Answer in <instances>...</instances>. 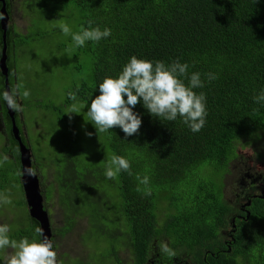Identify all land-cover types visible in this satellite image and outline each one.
<instances>
[{
	"label": "trees",
	"instance_id": "16d2710c",
	"mask_svg": "<svg viewBox=\"0 0 264 264\" xmlns=\"http://www.w3.org/2000/svg\"><path fill=\"white\" fill-rule=\"evenodd\" d=\"M6 1L10 14L6 37L10 88L19 84L15 49L53 35L62 37L58 44V52L65 59L61 69L80 77L66 87L61 106H57L60 112L50 121L51 133L59 134L58 150L44 170L47 173L48 167H53L59 185L42 187V193L51 200L58 190L64 221L60 229L52 228L54 249L79 219L87 218L80 239L95 257L87 264H121V260L148 264L153 260L152 246L161 241L176 252L182 248L191 257L190 264H264V191L249 194L240 207L228 202L225 188L232 165L242 157L239 148L259 143L264 137V103L253 99L264 91V0ZM17 1V9L28 10L27 28L36 26L34 32L23 33L13 23ZM60 22L67 23L73 32L81 27H99L110 29L111 35L78 48L58 27ZM0 33L1 53V25ZM132 56L166 64L179 60L189 65V76L201 74L204 86L194 91L206 95L207 116L199 132H192L179 117L175 121L153 117L141 102L133 109L142 119L137 134L125 136L118 127L97 134L87 107L99 95V84L106 77H118ZM208 73L216 79L209 81ZM29 87L19 89L22 104V93ZM3 91L1 74L0 158L7 155L9 159L0 166V192L9 195L12 204L0 206V216L6 208L25 207L26 218L35 229L41 225L30 215L25 194L23 200L14 201L5 178L8 173L21 177V153ZM69 92H76L84 105L82 135L65 114L74 103ZM35 102L40 104L37 98ZM15 117L26 143L23 123L17 113ZM78 139L89 140L91 150H85ZM113 154L130 161L131 175L122 171L115 180L106 178L105 167ZM31 159L33 163L32 152ZM244 175L248 181L238 179L234 187L244 190L246 185L253 188L261 183L257 175ZM137 176L149 177L148 185L140 184ZM146 189L150 195H145ZM26 218L20 215L22 226L28 227ZM10 228L12 231L13 225ZM228 228L226 238L223 232ZM26 236L25 229L11 235L15 239ZM91 242L96 246L89 247ZM124 251L130 259L122 257ZM158 257L165 264H177L175 257Z\"/></svg>",
	"mask_w": 264,
	"mask_h": 264
},
{
	"label": "clouds",
	"instance_id": "9594fccd",
	"mask_svg": "<svg viewBox=\"0 0 264 264\" xmlns=\"http://www.w3.org/2000/svg\"><path fill=\"white\" fill-rule=\"evenodd\" d=\"M2 18L0 16V19ZM88 24L91 26L92 21L89 20ZM58 27L65 36H71L73 44L78 48L85 46L88 41L99 42L111 35V30L108 28L101 30L99 27H81L80 31L73 32L64 22H60ZM188 68L187 63L182 64L179 60L166 64L163 61L152 62L132 56L118 77H106L99 84V95H96L87 107L89 122L94 125L97 134L118 127L125 136H133L139 132L142 125L141 117L133 109L142 102L143 107L153 117L167 121H175L179 117L192 132H199L206 123V95L203 92L197 94L194 89L202 88L204 82L199 72H193L189 76ZM206 75L209 81L216 79L212 73ZM185 80H188L187 84ZM22 87V84H18L15 88L2 92L3 101L13 111L23 110L17 100L20 95L19 89ZM22 96L24 99L29 98L30 91L24 90ZM68 96L74 103L65 114L71 118V114H79L84 105L77 100L76 92H69ZM253 99L256 103H264V91ZM88 135L92 134L88 133ZM8 159L7 155L0 158V166ZM122 171L132 174L130 161L123 156L111 155L105 167L106 178L115 180ZM25 174L35 176L36 171L31 167L25 168L21 173V181L22 175ZM136 178L142 185L147 186L149 183L147 176ZM40 188L42 193L41 184ZM137 191L140 189L138 188ZM150 194V189H146L145 195ZM42 195L45 208L46 197L43 193ZM11 204L10 196L0 192V206ZM45 210L50 218L47 208ZM50 226L52 229L51 218ZM10 231L8 224H0V253L11 250L4 259V264H59L53 239L45 235L41 226L35 227V237L32 239L28 237L13 239L9 235ZM158 247L160 252L169 258L176 256L168 242L161 241Z\"/></svg>",
	"mask_w": 264,
	"mask_h": 264
},
{
	"label": "rangeland",
	"instance_id": "374dc122",
	"mask_svg": "<svg viewBox=\"0 0 264 264\" xmlns=\"http://www.w3.org/2000/svg\"><path fill=\"white\" fill-rule=\"evenodd\" d=\"M18 2L19 1H17L14 9L13 23L17 24L19 30L23 33L27 31L28 33L34 32V30L37 29L36 26L31 25L27 28L30 23L28 10H22L21 7L20 9H17ZM31 16L32 15L30 14V18ZM61 40V36L53 35L52 38L47 39L46 41L36 40L28 43V45H25L20 49L17 48L13 54L15 69L19 72L17 76L19 84H21V82L23 83L22 88L30 86L28 88L30 91L29 98L25 99L23 104L20 98L17 99H19L18 102L23 109L22 111H19V116L23 123L26 144L32 152L33 166L35 171L39 174L41 187H47L49 185L55 187L59 185L54 177V168L49 166L47 173L44 170V165L58 150L56 146V138L59 134L54 135V133H51L50 121L51 118H54V116L60 112V108L58 107L61 106L66 87H69L80 78L78 75H73L72 73L69 74L68 71L65 73V69H61L65 62L64 56L58 52V44ZM36 98L40 100V104L35 102ZM44 105L48 107H45ZM83 114L84 109L81 108L79 114L73 113L71 114V118H69L71 126L76 128L79 135L84 133L82 120L84 122L85 120L83 119ZM64 125L65 123L62 124V126ZM262 139L263 140L259 143L254 142L251 145L249 144L243 148H239L242 157L239 163L234 162L232 165V174L225 178L226 199L228 202L235 203L236 206L241 207L242 204L246 203L249 194H260L264 191V137ZM77 142L83 144L85 150H91V146L87 145L90 142L89 140L85 141L83 139H78ZM256 153H260L263 156H259ZM247 172L253 176L257 175L259 177L258 179L261 180V183H258L253 188H247L244 190L234 187V183L238 182V179L248 181L249 177L244 175ZM242 173L244 176L241 179L240 177ZM5 178L9 183L8 190L10 191L13 200H23L24 193L22 191L20 174L13 175L12 173H8ZM45 201L49 213L51 212L53 214L54 212H57V219L52 220L53 229H60L64 221H62L61 218L63 208H61L59 204L58 190H56L55 195L51 200H48L47 196ZM20 215L24 218L29 216L25 207H22L20 210L17 206L6 208V213L0 216V224H8L10 227L13 225V229L10 231L12 233H9L10 237L11 235L19 233L21 230L25 229L27 234L26 237L29 239L34 238L35 229H33L32 221L29 218L28 220L26 218L27 225L29 226H22ZM87 223V218L79 219L75 228H73L71 232L69 231L62 236L60 247L56 248L59 264H77L79 263V260L87 262L95 258L87 251L90 250V248L86 249L84 243H82L80 239V232L84 230ZM223 233L224 236L228 238L229 228L224 230ZM84 240L85 239L83 238V241ZM90 244L93 246L89 245V247L96 246L94 242H91ZM103 245L104 244H101L100 248H102ZM10 251L11 250H6L5 252L0 253V264H4V259L10 254ZM183 251L182 248H178L177 252L175 251L177 264H190V261H192L191 257L184 254ZM127 254L128 252L124 251L122 257L130 259L127 257ZM151 254L153 260H150L148 264H157L158 256L162 255L157 244L152 246ZM64 257L66 260L65 262H62L61 260ZM109 264L114 263L111 262Z\"/></svg>",
	"mask_w": 264,
	"mask_h": 264
},
{
	"label": "water",
	"instance_id": "95a60500",
	"mask_svg": "<svg viewBox=\"0 0 264 264\" xmlns=\"http://www.w3.org/2000/svg\"><path fill=\"white\" fill-rule=\"evenodd\" d=\"M0 2H1L0 13L1 16L3 17L2 19H0V25L2 30V41H3V48L0 53V73L4 76L5 90H9L11 88H10V78H9V67L7 64L8 44L6 41V37H7V30L9 29L10 26V14L7 8V1L0 0ZM4 103L11 117L12 132L19 143L20 153H21V173H22L23 170L27 167L33 168L31 152L29 147L26 145V143L23 142L22 137L20 135V131L14 116L15 111L9 109L6 102ZM22 184H23V189H24V194L26 196L27 204L30 208V215L38 220L41 227L44 229L45 235L48 236L49 239H51L52 229L50 226V218L47 211L44 208V202H43L44 198L41 193L40 181L38 175L37 174L35 176H28L26 174L22 175Z\"/></svg>",
	"mask_w": 264,
	"mask_h": 264
},
{
	"label": "flooded vegetation",
	"instance_id": "af4514ba",
	"mask_svg": "<svg viewBox=\"0 0 264 264\" xmlns=\"http://www.w3.org/2000/svg\"><path fill=\"white\" fill-rule=\"evenodd\" d=\"M17 98H19V97H17ZM18 101H19V99H17ZM19 103V102H18ZM4 105H5V103H4ZM18 114V116H19V111H15L14 112V116H15V114ZM19 118H20V116H19ZM15 119H16V117H15ZM0 124H1V126L0 127H2V121L0 120ZM249 187V189H250V186L249 185H246V187L245 188H248ZM46 203V202H45ZM45 208H46V206H45ZM56 214H57V212H55V213H53V219H57L56 218ZM51 221H52V219H51ZM53 242H54V240H53ZM88 262V261H87ZM87 262H84V263H86L87 264ZM84 263H80V264H84ZM119 263H121V264H132L130 261H128V260H121ZM158 263L159 264H165L164 262H163V260H160V257L158 258ZM79 264V263H78ZM92 264V263H91Z\"/></svg>",
	"mask_w": 264,
	"mask_h": 264
},
{
	"label": "bare ground",
	"instance_id": "6f19581e",
	"mask_svg": "<svg viewBox=\"0 0 264 264\" xmlns=\"http://www.w3.org/2000/svg\"><path fill=\"white\" fill-rule=\"evenodd\" d=\"M10 31V30H9ZM1 34V33H0ZM8 34H9V32H8Z\"/></svg>",
	"mask_w": 264,
	"mask_h": 264
}]
</instances>
